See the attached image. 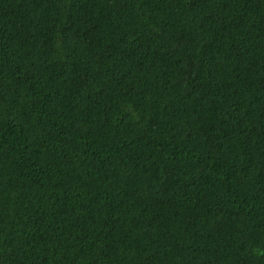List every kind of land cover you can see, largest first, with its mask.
Instances as JSON below:
<instances>
[{
    "label": "trees",
    "instance_id": "obj_1",
    "mask_svg": "<svg viewBox=\"0 0 264 264\" xmlns=\"http://www.w3.org/2000/svg\"><path fill=\"white\" fill-rule=\"evenodd\" d=\"M0 264H264V0H0Z\"/></svg>",
    "mask_w": 264,
    "mask_h": 264
}]
</instances>
